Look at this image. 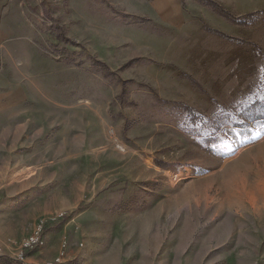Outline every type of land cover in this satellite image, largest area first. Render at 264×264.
I'll use <instances>...</instances> for the list:
<instances>
[{"label": "rangeland", "instance_id": "1", "mask_svg": "<svg viewBox=\"0 0 264 264\" xmlns=\"http://www.w3.org/2000/svg\"><path fill=\"white\" fill-rule=\"evenodd\" d=\"M263 98L264 0H0L2 263L264 264Z\"/></svg>", "mask_w": 264, "mask_h": 264}, {"label": "crops", "instance_id": "2", "mask_svg": "<svg viewBox=\"0 0 264 264\" xmlns=\"http://www.w3.org/2000/svg\"><path fill=\"white\" fill-rule=\"evenodd\" d=\"M61 225L50 229L48 232L44 233L43 240L44 244L32 251H26L25 260L27 264H46L53 260L62 251V239L64 230H60ZM83 247V244L79 245ZM79 249L69 248L67 245L64 249L65 259L63 264L72 263L77 259L79 254ZM12 257V256H8ZM3 262L9 263L7 259Z\"/></svg>", "mask_w": 264, "mask_h": 264}, {"label": "built area", "instance_id": "3", "mask_svg": "<svg viewBox=\"0 0 264 264\" xmlns=\"http://www.w3.org/2000/svg\"><path fill=\"white\" fill-rule=\"evenodd\" d=\"M45 222L43 220H39L34 226L33 232L23 240L21 243V251L9 261L8 264H26L25 262V252L32 251L36 248L41 247L44 244L43 236L45 233ZM66 247V243L62 244V251L50 262L46 264H63L65 259L64 249ZM3 252L0 249V264L2 263Z\"/></svg>", "mask_w": 264, "mask_h": 264}, {"label": "trees", "instance_id": "4", "mask_svg": "<svg viewBox=\"0 0 264 264\" xmlns=\"http://www.w3.org/2000/svg\"><path fill=\"white\" fill-rule=\"evenodd\" d=\"M253 107H255V108H257L258 110H259V114L261 115V117L260 118H264V98L263 99H259V100H255V102H254V105H253ZM250 109H251V106H249L248 108H246L244 111L245 112H247V116L246 117H248L249 115L251 116V115H253V114H251L249 111H250ZM259 118V119H260ZM256 120V119H255ZM251 121H253V120H250L249 122H251ZM238 127H242L241 125L240 126H238Z\"/></svg>", "mask_w": 264, "mask_h": 264}]
</instances>
